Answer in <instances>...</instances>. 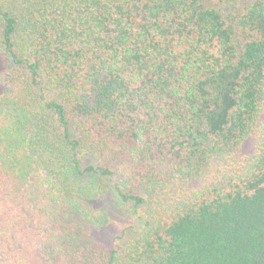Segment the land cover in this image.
Here are the masks:
<instances>
[{"label": "trees", "instance_id": "1", "mask_svg": "<svg viewBox=\"0 0 264 264\" xmlns=\"http://www.w3.org/2000/svg\"><path fill=\"white\" fill-rule=\"evenodd\" d=\"M0 55V264H264V0H0Z\"/></svg>", "mask_w": 264, "mask_h": 264}, {"label": "rangeland", "instance_id": "2", "mask_svg": "<svg viewBox=\"0 0 264 264\" xmlns=\"http://www.w3.org/2000/svg\"><path fill=\"white\" fill-rule=\"evenodd\" d=\"M220 0H216L218 2ZM226 1V0H223ZM6 58L3 55H0V67H7ZM6 74V73H5ZM2 74V76H5ZM8 75V72H7ZM2 90V85L0 84V91ZM262 113L261 117L264 116V94L260 101ZM261 118V119H262ZM259 120L258 122H260ZM259 126L256 125L255 131L252 132L241 144L238 146L236 152L232 155V157L224 163V165H218L217 170L214 171V175L220 171H226L229 174H239L241 168L244 169L245 161L253 158L256 150H257V140H258V132ZM258 153V152H257ZM199 183L197 181L191 182L188 185V190H196L199 188ZM174 193H171V200L174 203L178 198L173 196ZM98 207H103L109 215V221L104 227L96 228L93 227L90 229V236L92 240L105 248H110L114 242L117 241H125L129 239L140 227V221L138 220L139 214H129L124 210L119 209L115 206L113 199H105L100 201L98 204H95ZM139 227V228H138Z\"/></svg>", "mask_w": 264, "mask_h": 264}]
</instances>
